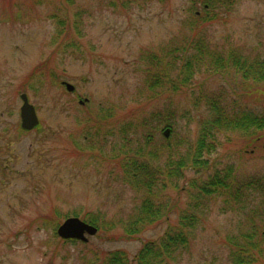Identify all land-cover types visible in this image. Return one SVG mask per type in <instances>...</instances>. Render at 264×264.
Here are the masks:
<instances>
[{
  "label": "rangeland",
  "instance_id": "obj_1",
  "mask_svg": "<svg viewBox=\"0 0 264 264\" xmlns=\"http://www.w3.org/2000/svg\"><path fill=\"white\" fill-rule=\"evenodd\" d=\"M220 1L206 14L201 0H0V264H104L115 252L133 264L143 243L178 228L188 244L168 264H235L259 201L200 187L228 165L237 180L264 174V131L217 130L200 166L182 177L170 169L195 154L211 116L204 96L221 94L231 113H264V83L203 66L181 89H151L142 58L200 39L224 53L263 55L264 0ZM194 12L208 20L192 26ZM21 94L38 129H20ZM138 162L157 177L150 198L163 214L126 237L146 196L123 179ZM190 214L196 220L183 227ZM73 215L100 223L86 243L54 234Z\"/></svg>",
  "mask_w": 264,
  "mask_h": 264
},
{
  "label": "trees",
  "instance_id": "obj_2",
  "mask_svg": "<svg viewBox=\"0 0 264 264\" xmlns=\"http://www.w3.org/2000/svg\"><path fill=\"white\" fill-rule=\"evenodd\" d=\"M66 1L70 3L72 0ZM229 1L221 0L220 3L227 6L231 4ZM218 2L219 0H201L203 12L205 11L207 14V9L214 10ZM194 15L195 21L191 22L192 26L208 20L202 14L196 15L194 12ZM188 47L190 50H186L185 46L181 50L169 46L161 51V54L144 53L142 55L147 65L144 67V73L149 88L181 89L188 85L196 70H200L203 66L214 71L232 68L245 81L264 83V54L245 55L239 49H231L224 53L217 49H211L209 44L202 39L190 41ZM182 51L184 52L182 53ZM204 98L211 111V116L201 123L200 135L191 162L186 164L183 159H180L178 168L170 169L173 176L182 177L185 169L195 168L203 163V154L214 148V132L217 130L238 129L246 135L264 131V113H257L247 108L231 113L224 106L221 94L208 95ZM157 116V113L152 115V117ZM123 179L135 189L146 193L140 207L141 215L130 221L126 227V237H132L145 226L160 219L163 211L161 207L155 206L150 198L157 177L150 171L148 165L138 162L129 169L125 168ZM200 193L205 196L226 195L239 204H246V199L251 196L252 198L247 202L258 199V204L251 210L250 221L253 227L251 234L244 235L245 243L240 244L239 248L232 253V260L235 264H255L264 261V174L249 175L237 180L234 177V167L228 165L210 176L200 187ZM196 217L194 214L182 215L180 224L183 227H188L191 224L189 222L195 221ZM87 222L96 226L98 230L100 229L98 219L89 218ZM69 242L75 243V241ZM187 244L188 234L185 229L165 231L158 239L142 244L133 258V264H168V261L174 257L175 251L186 247ZM104 264H128V260L121 252H115L104 261Z\"/></svg>",
  "mask_w": 264,
  "mask_h": 264
},
{
  "label": "water",
  "instance_id": "obj_3",
  "mask_svg": "<svg viewBox=\"0 0 264 264\" xmlns=\"http://www.w3.org/2000/svg\"><path fill=\"white\" fill-rule=\"evenodd\" d=\"M67 91L71 92L74 87L69 83H64ZM20 99L22 104L20 106V126L24 130H31L38 125L39 120L37 118L35 108L30 102L26 94H21ZM82 103V102H81ZM169 130L164 132V136H168ZM57 235L62 239H75L82 242H87L88 236H93L97 232V228L85 221L80 220L77 217H70L65 219L57 227Z\"/></svg>",
  "mask_w": 264,
  "mask_h": 264
}]
</instances>
